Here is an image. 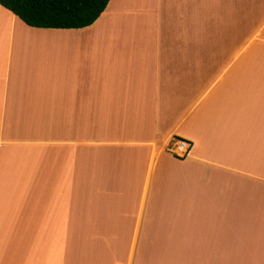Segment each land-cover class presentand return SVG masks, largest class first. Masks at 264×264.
Returning a JSON list of instances; mask_svg holds the SVG:
<instances>
[{
  "label": "crops",
  "instance_id": "obj_1",
  "mask_svg": "<svg viewBox=\"0 0 264 264\" xmlns=\"http://www.w3.org/2000/svg\"><path fill=\"white\" fill-rule=\"evenodd\" d=\"M0 264H264V0L0 5Z\"/></svg>",
  "mask_w": 264,
  "mask_h": 264
},
{
  "label": "trees",
  "instance_id": "obj_2",
  "mask_svg": "<svg viewBox=\"0 0 264 264\" xmlns=\"http://www.w3.org/2000/svg\"><path fill=\"white\" fill-rule=\"evenodd\" d=\"M111 0H0L30 27L78 30L92 26Z\"/></svg>",
  "mask_w": 264,
  "mask_h": 264
},
{
  "label": "built area",
  "instance_id": "obj_3",
  "mask_svg": "<svg viewBox=\"0 0 264 264\" xmlns=\"http://www.w3.org/2000/svg\"><path fill=\"white\" fill-rule=\"evenodd\" d=\"M173 155L179 158H186L192 152V144L185 141H178L175 143V148L172 150Z\"/></svg>",
  "mask_w": 264,
  "mask_h": 264
},
{
  "label": "rangeland",
  "instance_id": "obj_4",
  "mask_svg": "<svg viewBox=\"0 0 264 264\" xmlns=\"http://www.w3.org/2000/svg\"><path fill=\"white\" fill-rule=\"evenodd\" d=\"M178 142V141H175V143ZM173 154V153H172Z\"/></svg>",
  "mask_w": 264,
  "mask_h": 264
}]
</instances>
